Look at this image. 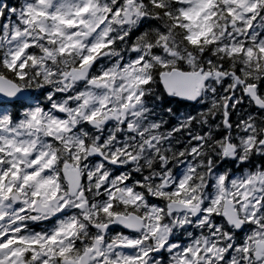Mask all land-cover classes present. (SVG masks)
Segmentation results:
<instances>
[{
    "label": "snow or ice",
    "instance_id": "snow-or-ice-1",
    "mask_svg": "<svg viewBox=\"0 0 264 264\" xmlns=\"http://www.w3.org/2000/svg\"><path fill=\"white\" fill-rule=\"evenodd\" d=\"M0 264H264V0H0Z\"/></svg>",
    "mask_w": 264,
    "mask_h": 264
}]
</instances>
